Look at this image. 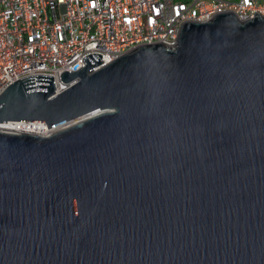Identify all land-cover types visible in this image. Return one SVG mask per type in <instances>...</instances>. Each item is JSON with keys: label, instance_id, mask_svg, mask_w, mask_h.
<instances>
[{"label": "water", "instance_id": "obj_1", "mask_svg": "<svg viewBox=\"0 0 264 264\" xmlns=\"http://www.w3.org/2000/svg\"><path fill=\"white\" fill-rule=\"evenodd\" d=\"M178 38L0 95V264H264V18Z\"/></svg>", "mask_w": 264, "mask_h": 264}, {"label": "built area", "instance_id": "obj_2", "mask_svg": "<svg viewBox=\"0 0 264 264\" xmlns=\"http://www.w3.org/2000/svg\"><path fill=\"white\" fill-rule=\"evenodd\" d=\"M264 18V0H0V95L29 76L53 78L55 93L66 89L64 72L100 65L140 47L175 46L182 26L218 15ZM34 126L0 124V130L31 134Z\"/></svg>", "mask_w": 264, "mask_h": 264}, {"label": "bare ground", "instance_id": "obj_3", "mask_svg": "<svg viewBox=\"0 0 264 264\" xmlns=\"http://www.w3.org/2000/svg\"><path fill=\"white\" fill-rule=\"evenodd\" d=\"M81 120H82V119H81ZM81 120H79V122H81ZM43 132H44V134L47 135V134L50 132V130H46L45 127H43V128H41V127L38 128V127L34 126L33 132H32L31 134L42 135ZM45 132H46V133H45Z\"/></svg>", "mask_w": 264, "mask_h": 264}, {"label": "rangeland", "instance_id": "obj_4", "mask_svg": "<svg viewBox=\"0 0 264 264\" xmlns=\"http://www.w3.org/2000/svg\"><path fill=\"white\" fill-rule=\"evenodd\" d=\"M233 3H236V2H238V0H231ZM46 133V132H45ZM42 135H46V134H44V132H43V134Z\"/></svg>", "mask_w": 264, "mask_h": 264}]
</instances>
